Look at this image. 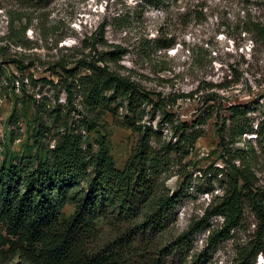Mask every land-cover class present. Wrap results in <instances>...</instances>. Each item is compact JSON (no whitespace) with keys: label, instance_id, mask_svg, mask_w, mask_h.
Wrapping results in <instances>:
<instances>
[{"label":"rangeland","instance_id":"obj_1","mask_svg":"<svg viewBox=\"0 0 264 264\" xmlns=\"http://www.w3.org/2000/svg\"><path fill=\"white\" fill-rule=\"evenodd\" d=\"M254 22L264 25V0H0V159L4 151L19 153L23 144L30 145L31 100L40 104L41 122L49 127L43 141L52 143L58 123H52L47 109L65 107L64 91L55 83L61 73L55 63L73 69L80 60L101 57L97 65H106L147 93L150 103L143 105L141 122L155 128L159 124L161 139H175L163 112L170 113L173 124L195 123L204 116L193 147L183 158L175 156L167 177L161 178V191L179 194L167 223L155 231L135 232L124 259L128 264L156 258L161 264H238L239 253L253 237L255 218L247 206L229 238L206 252L205 236L221 218L210 217L209 229L186 232L224 192L221 173L239 166L217 146V127L228 106L244 110L251 124L264 117V40L248 30ZM115 47L116 54L123 51L119 57L112 53ZM73 97L78 109V94ZM114 105V111L97 110V130L120 167L136 134L123 122L124 103ZM70 115L79 116L75 111ZM88 137L92 142L96 135L90 131ZM253 137L246 134L233 146L250 142L245 160L254 184L264 187V152ZM91 148L95 151L96 146ZM70 211L68 204L61 208L63 215ZM95 226L92 250L110 245L128 228L111 218L97 219ZM254 259V264H264V252ZM0 264L19 260L0 258Z\"/></svg>","mask_w":264,"mask_h":264},{"label":"trees","instance_id":"obj_2","mask_svg":"<svg viewBox=\"0 0 264 264\" xmlns=\"http://www.w3.org/2000/svg\"><path fill=\"white\" fill-rule=\"evenodd\" d=\"M248 30L254 38L264 40L261 23H250ZM117 52L119 48L115 47L112 53L116 57L123 51ZM100 61L101 57L92 62L80 60L73 69L55 63L61 70L55 83L64 91L65 107L55 104L47 109L52 123H58L52 143L43 141L49 127L41 122L40 104L31 100L34 117L30 145L23 144L19 153H2L0 258L15 257L19 264H128L124 257L134 233L148 228L155 231L167 223L179 194L161 191L160 182L167 177L172 159L183 158L193 147L201 135L196 126L204 122V116L195 123L173 124L170 113L163 112V121L170 123L175 139H161L159 124L157 129L141 122L143 105L150 103L147 93L106 65H97ZM78 68L84 71L77 72ZM76 93L78 109L73 103ZM115 101L124 103L123 122L136 134L135 144L120 167L115 166L105 137L97 130V110L114 111L117 105L111 104ZM74 111L79 115L75 119L70 115ZM228 111L217 127V146L223 154L237 160L239 166L231 165L229 173H221L226 180L224 192L186 234L209 229L208 219L219 216L218 227L208 230L205 236L206 252L229 238L233 228L241 223L243 208L247 206L255 218L253 237L249 248L239 253L238 264H254L256 255L264 252V187L254 184L255 177L245 160L247 150L252 148L250 142L245 141L243 147L233 144L244 141L246 134H254L253 139L264 152V117L251 124L237 105H229ZM227 119L229 122L225 123ZM90 131L96 135L92 142ZM65 204L71 211L63 215L61 208ZM106 218L125 223L128 228L118 233L110 245L92 250L89 246L97 238L95 221ZM135 220L139 222L134 223ZM144 264L161 263L156 258Z\"/></svg>","mask_w":264,"mask_h":264},{"label":"built area","instance_id":"obj_3","mask_svg":"<svg viewBox=\"0 0 264 264\" xmlns=\"http://www.w3.org/2000/svg\"><path fill=\"white\" fill-rule=\"evenodd\" d=\"M260 256V255H259Z\"/></svg>","mask_w":264,"mask_h":264}]
</instances>
